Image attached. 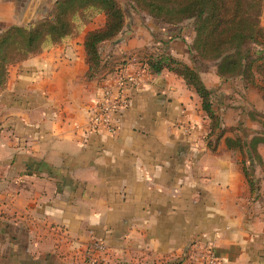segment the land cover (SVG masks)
I'll use <instances>...</instances> for the list:
<instances>
[{"label": "crops", "instance_id": "crops-1", "mask_svg": "<svg viewBox=\"0 0 264 264\" xmlns=\"http://www.w3.org/2000/svg\"><path fill=\"white\" fill-rule=\"evenodd\" d=\"M17 6L0 0V25L19 23ZM125 15L123 31L101 45L99 76L121 63L133 69L132 55L149 52L187 61L194 32L171 38L169 25L151 28L148 16ZM104 22L99 14L9 68L0 92V264H82L74 247L61 244V226L80 242L103 238L115 264H184L201 233L223 264H264V88L221 77L216 63L200 71L227 129L216 142L201 98L184 79L145 75L117 115V134H85L101 81L87 78L84 42ZM181 119L194 124L192 133L176 127Z\"/></svg>", "mask_w": 264, "mask_h": 264}, {"label": "trees", "instance_id": "trees-1", "mask_svg": "<svg viewBox=\"0 0 264 264\" xmlns=\"http://www.w3.org/2000/svg\"><path fill=\"white\" fill-rule=\"evenodd\" d=\"M137 9L156 20L180 25L192 20L195 35L190 50L202 63L214 62L221 77H242L248 86L264 88V27L260 19L264 0H132ZM104 14L102 26L85 37L87 78L97 77L102 67L101 45L116 38L124 29L125 12L117 0H58L52 18L29 25H11L0 32V92L5 88L11 65L21 63L77 34L97 15ZM151 74L172 72L184 79L201 98L210 120L208 137L223 136L221 119L214 109L212 92L200 71L163 51L148 57ZM260 77V82L258 81ZM218 131V132H217ZM259 139L251 142L253 151ZM242 140H228L242 148ZM242 169L255 189L253 174L242 162Z\"/></svg>", "mask_w": 264, "mask_h": 264}, {"label": "built area", "instance_id": "built-area-1", "mask_svg": "<svg viewBox=\"0 0 264 264\" xmlns=\"http://www.w3.org/2000/svg\"><path fill=\"white\" fill-rule=\"evenodd\" d=\"M135 63L130 69L121 63L110 73L98 75L101 81L95 100L89 110L88 122L83 129L85 134L93 132H106L115 135L118 132L117 115L130 106L132 91L145 84L144 76L152 75L148 70V58L137 59L132 57ZM176 127L187 134L192 133L194 125L187 120H178ZM78 126V125H77ZM61 244H68L75 248L74 256L78 257L82 264H115L109 257V249L106 241L91 234L87 242H80L69 236L64 227H58ZM184 264H223V260L216 252L215 242L201 233L193 237L188 248L183 253Z\"/></svg>", "mask_w": 264, "mask_h": 264}, {"label": "rangeland", "instance_id": "rangeland-1", "mask_svg": "<svg viewBox=\"0 0 264 264\" xmlns=\"http://www.w3.org/2000/svg\"><path fill=\"white\" fill-rule=\"evenodd\" d=\"M57 1L58 0H18L17 9L19 8V12H20L19 13L20 14L19 15V23H14V24L29 25L31 23L40 21V20L47 18V17L52 18L54 16V10H55ZM117 1L119 2L121 7L123 8L124 12L128 16H130L131 19H134V16H137V15H140V16L146 15V16H148L147 18H150V20H148V22L144 21V23L146 26H147V24H149V26L151 25V28H154L156 22H160V21L156 20L155 18H153L152 16H150L149 14H147L146 12H143V11L137 9L135 3L132 0H117ZM160 23H163V22H160ZM192 23H193V21L190 20V21H186L180 25L167 24V25H169L168 26L169 31H168V29H166V30L168 31V35L171 38H175V37L182 38L184 35H186V38H187V37H189V35L191 36V34L193 32L195 35V31L193 29ZM14 24H11V25H14ZM11 25H5V26L0 25V32L2 30H4L5 28L11 26ZM152 55H153V53L149 52V56L146 55L144 57L148 58ZM132 56L137 58V59L142 58L141 55H132ZM186 59H187V61H184V60L183 61L194 66L199 71H204L205 69H210V67H212L213 63H214V62L202 63L201 61H199L197 59L195 54L191 51L188 52V55H186ZM187 121H189V120H187ZM197 235H195V236H197Z\"/></svg>", "mask_w": 264, "mask_h": 264}]
</instances>
